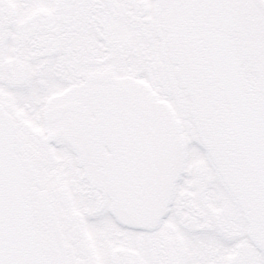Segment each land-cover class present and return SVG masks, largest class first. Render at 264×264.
Segmentation results:
<instances>
[{
  "label": "snow or ice",
  "instance_id": "1",
  "mask_svg": "<svg viewBox=\"0 0 264 264\" xmlns=\"http://www.w3.org/2000/svg\"><path fill=\"white\" fill-rule=\"evenodd\" d=\"M0 264H264V0H0Z\"/></svg>",
  "mask_w": 264,
  "mask_h": 264
}]
</instances>
